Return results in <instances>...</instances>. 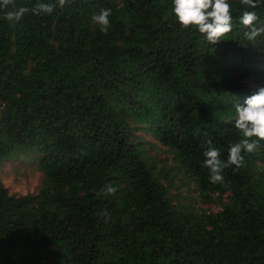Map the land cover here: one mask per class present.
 Masks as SVG:
<instances>
[{
    "label": "trees",
    "instance_id": "1",
    "mask_svg": "<svg viewBox=\"0 0 264 264\" xmlns=\"http://www.w3.org/2000/svg\"><path fill=\"white\" fill-rule=\"evenodd\" d=\"M230 3L233 30L214 45L180 28L171 0H70L18 22L0 12V160L21 148L45 173L36 193L0 181V264H264V144L222 182L202 166L208 141L227 159L242 138L235 105L264 87V34L246 41L238 22L254 11L264 27V0ZM104 8L106 33L91 19ZM137 129L220 209L175 206Z\"/></svg>",
    "mask_w": 264,
    "mask_h": 264
},
{
    "label": "clouds",
    "instance_id": "2",
    "mask_svg": "<svg viewBox=\"0 0 264 264\" xmlns=\"http://www.w3.org/2000/svg\"><path fill=\"white\" fill-rule=\"evenodd\" d=\"M70 0H35L31 8L16 6L15 0H0V12L6 20L20 21L31 12L34 15L51 14L57 7L63 8ZM239 5L256 8L259 0H238ZM111 10L104 8L98 14H93L92 21L100 27L101 32H107ZM171 14L181 29H195L208 44H216L233 30L232 3L230 0H171ZM258 17L254 11H244L239 18V24L247 29L244 32L246 41H254L264 34V27H257ZM234 127L242 137L239 142L228 148L226 160H221V150L212 146L204 151L202 166L210 173L212 183L223 181V169L244 165L242 153H252L258 146L264 144V87L246 97L243 105H235ZM102 191L112 193L115 190L107 187Z\"/></svg>",
    "mask_w": 264,
    "mask_h": 264
},
{
    "label": "rangeland",
    "instance_id": "3",
    "mask_svg": "<svg viewBox=\"0 0 264 264\" xmlns=\"http://www.w3.org/2000/svg\"><path fill=\"white\" fill-rule=\"evenodd\" d=\"M245 82L252 89L258 86L250 79ZM136 134L142 139L144 151L150 163L157 168V176L175 206L190 207L198 212L220 209V201L216 195H212L208 200L198 196L195 183L186 180L176 167L172 149L162 145L150 132L137 129ZM259 165L264 167V162ZM0 181L9 194L36 193L44 185L45 173L33 152L17 148L14 150L13 157L0 160Z\"/></svg>",
    "mask_w": 264,
    "mask_h": 264
}]
</instances>
